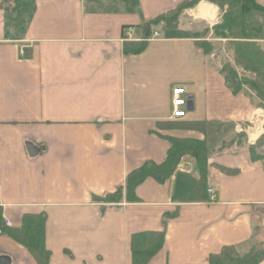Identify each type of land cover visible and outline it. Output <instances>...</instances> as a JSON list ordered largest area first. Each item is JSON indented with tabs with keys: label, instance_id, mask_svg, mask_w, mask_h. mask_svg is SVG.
Returning a JSON list of instances; mask_svg holds the SVG:
<instances>
[{
	"label": "crops",
	"instance_id": "crops-1",
	"mask_svg": "<svg viewBox=\"0 0 264 264\" xmlns=\"http://www.w3.org/2000/svg\"><path fill=\"white\" fill-rule=\"evenodd\" d=\"M26 1L35 11L20 40L0 11V258L40 264L7 233L26 218L44 219L48 264H134L132 239L148 232L164 233V244L147 264H210L227 246L244 254L263 245L264 153L250 151L260 134L249 132L254 142L240 136L264 114L230 91L199 45L222 10L201 1L169 31L150 23L186 0H139L137 8L121 0ZM255 1L263 10L247 20L264 16V0ZM206 4L208 18L196 17ZM250 23L262 26L256 38L264 49V17ZM142 42V53L125 52L126 43ZM178 86L192 101L181 122L207 121L206 133L160 126L174 122ZM169 138L207 142L215 202L184 200L200 179L189 155L169 180L147 178L127 197L129 174L164 163ZM122 188L120 203L99 200Z\"/></svg>",
	"mask_w": 264,
	"mask_h": 264
},
{
	"label": "trees",
	"instance_id": "trees-1",
	"mask_svg": "<svg viewBox=\"0 0 264 264\" xmlns=\"http://www.w3.org/2000/svg\"><path fill=\"white\" fill-rule=\"evenodd\" d=\"M131 8L139 6V0H121ZM204 0H186L175 9L159 15L151 21V26L163 24L169 31L179 27V20L182 13L187 9L196 7ZM217 7L222 12V21L213 27L215 37L228 40V45L233 49V61L236 66L241 67L245 72L254 75L253 79L240 78L233 65L224 63L220 68V73L224 76L226 84L234 94L247 92L245 88L255 92L261 104L264 105V50L257 42V36L262 32V26L258 23H250L247 16L252 11H261L255 0H205ZM0 11H3L5 18L10 24L15 40L24 37L27 28V19L34 11L35 6L26 0H1ZM210 30L204 31L203 36H207ZM147 37L146 39H148ZM199 45L206 54L214 51L215 45L210 41H202ZM146 48V43L125 44V52L140 54ZM248 93V92H247ZM257 109L264 113L263 108ZM164 128L194 130L206 133L208 122H181L174 121L162 123ZM264 137L258 143L260 146ZM170 149L167 158L161 165L146 164L139 170L129 174L126 180L127 197L133 193L137 186L147 178H153L163 183L169 180L176 172L181 159L184 156H192L196 159L200 179L193 186L189 194L184 198L186 202L208 201L207 192L209 189L208 162L210 150L205 140L177 139L169 138ZM251 153L256 151L255 147H250ZM123 188L114 194L107 195L99 199L104 203H120L123 199ZM1 220V219H0ZM43 221L26 218L21 229H10L7 233L17 242L25 245L38 259L40 264H48L49 253L43 244L44 226ZM164 244V233L148 232L135 235L132 239V256L134 264H147L150 259L160 251ZM264 261V244L255 245L242 254L234 246L225 247L219 254L210 257V264H260Z\"/></svg>",
	"mask_w": 264,
	"mask_h": 264
},
{
	"label": "rangeland",
	"instance_id": "rangeland-1",
	"mask_svg": "<svg viewBox=\"0 0 264 264\" xmlns=\"http://www.w3.org/2000/svg\"><path fill=\"white\" fill-rule=\"evenodd\" d=\"M255 15H258V17H255L254 15L253 16H250L248 18V21L249 22H254V21L260 22L262 20V18L264 17L262 14H259V13L258 14H255ZM209 34H210V36L208 37V40L207 41H210V42L214 43V45H215L214 51L210 54V56H214L213 59H216L217 60V63L220 66V68H221V66L224 63H230V64L233 65L234 69L237 71V73H238V75H239L240 78H245L246 77L248 79H253L254 78V75H252L251 73L245 72L241 67L235 65V63L233 61V53L234 52H233V49L231 48V46L228 45V40L219 39V38L215 37L213 28H212V30H210ZM261 48H263V46ZM245 89H246V91L248 93L247 92H243V94L246 97H248V99H250L252 103H254V108H255V110L258 111V114H261V115L264 114L263 112H261V111H259L257 109L258 106H261L263 108V111H264V105L261 104V102L257 98L255 92L249 90L248 88H245ZM246 126L247 127L244 130L245 132H241V136L240 137L243 138L245 141H247V139L250 138V140L252 142H254L258 138L257 137V134H254V135H252L250 137L249 136V132L253 128H254V130H256L255 121H253L252 124H249V125H246ZM263 137H264V123H263V133L260 134V136H259L256 144L254 146H251V147H255L256 146V151L253 152V154L255 155L254 156L255 158H261V159L263 158V156L261 154H258L259 151L260 152L262 151V153H264V141H263V143L260 146H258V143L261 141V139ZM214 157L216 158V156H214Z\"/></svg>",
	"mask_w": 264,
	"mask_h": 264
},
{
	"label": "built area",
	"instance_id": "built-area-1",
	"mask_svg": "<svg viewBox=\"0 0 264 264\" xmlns=\"http://www.w3.org/2000/svg\"><path fill=\"white\" fill-rule=\"evenodd\" d=\"M124 35H125V38H130L131 36L130 30H126ZM153 37H159V33L153 32ZM171 107H172V115H171L172 119L181 120V119L186 118L188 101H187L186 91L184 87L178 86L172 90ZM208 194L210 196V202H215L216 201V191L213 188H210L208 189ZM5 224L9 225V222L5 220ZM0 233H1V230H0Z\"/></svg>",
	"mask_w": 264,
	"mask_h": 264
},
{
	"label": "bare ground",
	"instance_id": "bare-ground-1",
	"mask_svg": "<svg viewBox=\"0 0 264 264\" xmlns=\"http://www.w3.org/2000/svg\"><path fill=\"white\" fill-rule=\"evenodd\" d=\"M209 9H212V7L209 4H206V6H200L195 12L194 15L199 18H208V14L206 13L209 11ZM214 17V16H213ZM212 17V19H213ZM256 123V131L257 133L261 134L263 132V118L258 116L255 120Z\"/></svg>",
	"mask_w": 264,
	"mask_h": 264
},
{
	"label": "water",
	"instance_id": "water-1",
	"mask_svg": "<svg viewBox=\"0 0 264 264\" xmlns=\"http://www.w3.org/2000/svg\"><path fill=\"white\" fill-rule=\"evenodd\" d=\"M189 105H192V101L191 100H189V103H188ZM6 261H8L6 258H0V264H8V262H6Z\"/></svg>",
	"mask_w": 264,
	"mask_h": 264
}]
</instances>
